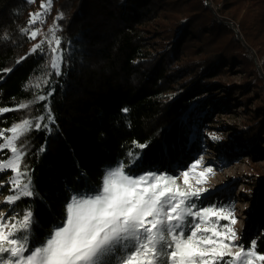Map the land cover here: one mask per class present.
<instances>
[{"label":"trees","instance_id":"obj_1","mask_svg":"<svg viewBox=\"0 0 264 264\" xmlns=\"http://www.w3.org/2000/svg\"><path fill=\"white\" fill-rule=\"evenodd\" d=\"M42 1L0 0V140L15 123L42 114L34 97L48 86L29 85L49 79L56 91L44 103L51 105L58 128L33 129L19 143L26 145L24 163L36 189L56 216L66 219L65 183L80 188L81 171L101 185L105 168L116 161L125 163L126 172L135 167L126 155L133 142L148 143L145 168L175 172L198 150L197 134L186 148L189 123L203 121L196 116L207 113V104L222 106L221 96L243 103L245 146L262 148L264 61L258 65L253 52L264 57V0H209L218 10L206 0H51L46 23L62 41V76L49 75L51 54L31 53L30 31H22ZM237 74L239 86H233ZM29 102L31 107L19 109ZM140 152L134 149V155ZM253 169L263 179L246 195L254 201L260 229L264 174ZM36 207L47 228L48 209L39 200ZM255 251L264 254V235Z\"/></svg>","mask_w":264,"mask_h":264},{"label":"snow or ice","instance_id":"obj_2","mask_svg":"<svg viewBox=\"0 0 264 264\" xmlns=\"http://www.w3.org/2000/svg\"><path fill=\"white\" fill-rule=\"evenodd\" d=\"M41 7L44 11L30 14L29 27L22 29L26 33L30 31L29 38L33 40L41 32L31 29V26L43 22L50 4ZM49 31L51 37L46 35L31 53L51 54L50 67L53 71L49 75L62 76V41L55 28ZM45 44L49 45L47 52ZM44 86H48L49 90L34 97V102L42 106V114L15 123L10 128L8 139L0 140V159L4 160L0 163V194L4 189L9 192L3 202L7 212L0 210V264L264 262V254L255 251V238L250 241V249H245L243 242L239 245L234 243L241 237L230 226L236 222L233 205L206 203L212 197L208 189L181 188L172 169L161 172L160 168L143 166L142 151L148 143L133 142L134 147L126 155L133 157L135 167L129 166L126 172L125 163L116 161L115 165L105 168L101 185L93 184L84 171L77 177L80 188L73 189L66 182L65 192L70 200L66 203V219L56 216L36 189L32 171L24 163L28 155L26 145L19 143L33 129L51 132L53 128H58L51 105L44 103L56 91L51 87V81L37 80L29 85L37 89ZM31 103H20L18 107L29 108ZM9 110L17 109H3L5 112ZM122 112L127 113L128 109L124 108ZM182 119L187 121V117ZM3 135L0 133V136ZM211 138L218 139L215 135ZM135 148L141 152L134 155ZM4 150H9L10 155L4 154ZM41 151H46V148ZM201 163L202 157L191 164L190 170ZM190 170L182 172L185 185H188ZM8 172L12 176L5 181ZM212 172L211 166L206 168V173ZM200 175L203 177L205 172ZM205 193L208 195L205 196ZM24 200L26 203L21 204ZM37 200L48 209L47 228L36 216ZM221 219L228 220L229 225H221ZM202 225L210 226L202 228ZM232 247L239 248L234 255L230 251ZM226 255L231 259L224 260Z\"/></svg>","mask_w":264,"mask_h":264},{"label":"rangeland","instance_id":"obj_3","mask_svg":"<svg viewBox=\"0 0 264 264\" xmlns=\"http://www.w3.org/2000/svg\"><path fill=\"white\" fill-rule=\"evenodd\" d=\"M28 1L32 2L33 0ZM206 3L215 10H218L220 7L213 2L210 3L209 0H206ZM43 4H50V8L44 16L43 22H37L34 28L40 30L41 35L36 39L41 41L45 39L47 33L52 35L49 30L54 28L51 24L46 23V17L49 15L51 9V0H43L40 4V8L33 13L43 12L44 9L41 7ZM234 31H237V29H234ZM51 35L48 37H51ZM34 40L33 47L37 44ZM255 51L257 52L256 48ZM255 51L253 52L254 60L258 65H261L264 61V57L258 56ZM262 71L264 72V68H262ZM240 76L241 74L232 76L233 86H239L238 81ZM220 98L219 103H221L222 106L216 108L218 103L214 106L209 103L205 106L207 113L201 111V114L196 116L197 120L203 119L201 123H189V139L186 148L188 149L194 134H197L199 137L198 150L189 160H185V163L176 169L174 174L177 178V184L181 188H187L189 186L193 188L204 187L212 193V203L219 204L223 202L233 205L236 222L234 225L230 226L233 227L235 232L241 237L239 240L234 241V243L239 245L243 242L245 249H250V241L253 238L257 240V238L264 235V227L259 229L257 225H255L256 217L253 213L254 201L246 195L247 192L250 191L251 194H254L256 192L257 182L263 179V176H259L253 168H258L259 171L264 174V131L262 132V148H252L249 146L252 148L249 149L245 146L246 141L243 133L247 120L243 103L236 98H229L227 96H221ZM213 135L218 137V139L213 140L211 138ZM7 139L8 137L5 138V141ZM7 151L9 152V150ZM201 157L202 163L195 169L190 170L191 164ZM3 162L4 160L0 159V163ZM209 166L213 168V172L210 174L206 173V168ZM184 170H190L188 185L184 184V177L182 174ZM201 172H205L203 177L200 175ZM11 176L12 173L8 172L4 180L7 181ZM198 181H201V183H198ZM217 189H219V191H217ZM8 194L9 192L7 189H4L2 194H0V210L5 212L6 208L3 202ZM207 195L208 193H205V196ZM209 201H206V203ZM219 223L221 225H229L228 220L221 219ZM208 226L210 225H202V228ZM230 251L234 255L239 251V248L232 247ZM229 259H231L230 256L226 255L224 257V260ZM253 259L255 260V258ZM255 264H264V262L255 260Z\"/></svg>","mask_w":264,"mask_h":264}]
</instances>
